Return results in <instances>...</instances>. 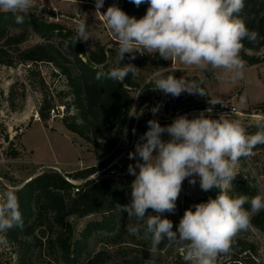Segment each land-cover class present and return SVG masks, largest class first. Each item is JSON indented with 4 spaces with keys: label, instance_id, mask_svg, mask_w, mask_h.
<instances>
[{
    "label": "rangeland",
    "instance_id": "1",
    "mask_svg": "<svg viewBox=\"0 0 264 264\" xmlns=\"http://www.w3.org/2000/svg\"><path fill=\"white\" fill-rule=\"evenodd\" d=\"M113 4L119 6L130 17L139 19L142 16V4L136 6L130 0H104V6L100 12H105ZM145 4L148 8V3L145 2ZM34 9L39 11L40 18L57 22L75 33L79 22L86 21L93 39L83 42V44L87 49L101 47L114 49L115 52L109 57L110 66H113L118 42L107 29L103 17L95 12V0H78L75 3L73 0H34V7L31 10ZM263 11L264 0H248L243 8V16L246 20L252 21L257 14H261ZM18 32L24 34L23 42L18 43L16 40H7L6 38L0 39V49L3 51V57L0 60V136L8 138L11 135L15 136L5 151L4 160L0 163V193L7 190L16 192L24 181L49 168H40L39 164L31 163L29 161L30 153L23 150L22 137L27 125L29 127L25 137L39 149L41 156L48 158L51 151H54L62 162L77 163L79 159L87 161L86 156L89 154L86 155L84 152L93 151V154L90 155L93 157L92 164L97 165L104 158L114 154L113 161L102 168L97 175L102 174L106 169L104 176H113L131 185L135 177L128 173V166L129 164L134 165L136 160H130L128 154L135 151V144L139 137L148 130L147 119L141 126L138 124L146 117L147 113L162 122L161 126L170 125L181 115H187L189 119L194 118L200 112L195 110L205 109V107L214 108L220 102L234 104L245 113L264 115V61L254 65L246 63L244 78L232 82L222 70L203 71L196 66H186L178 60H164L158 54L140 55L137 53L134 60H130L129 54H125L123 63H132L140 68V75L132 78L134 82L138 83L131 91L134 104L120 142L111 151H106L102 147L101 150L105 157L99 159L94 146L79 134L76 133L83 144L82 146L75 135H70L61 129H47L56 128L61 124L65 125V119L72 122L82 118L77 111L71 82L63 71V66L69 67L73 71H77L80 67L76 62L73 45L70 44L69 47H66L70 39L58 33L45 39L26 24L20 27H11L8 33ZM41 43L53 46L58 64L47 60L30 61L25 58L23 54L25 49ZM243 52L264 58V46L258 49L243 48L240 56ZM80 56L85 59L82 54ZM157 72L162 73L165 77L175 75L176 78L183 77L189 81H197L204 88L206 96L191 95L185 92L179 97H173L155 90L153 77ZM244 94H247V103L240 105L239 97ZM213 101L215 105L210 104ZM157 104L162 107L160 112L154 116L150 109ZM141 109L144 110L143 115L138 119L131 116V114H138ZM42 110L47 114L46 117L42 115ZM36 112H39L41 116L39 121L33 119V114ZM227 118L240 119L246 131L257 126L258 118L253 116H228ZM133 120L134 125L131 127ZM31 121L33 123H30ZM132 129L136 130L135 134ZM162 139L167 141L170 137L164 133ZM81 151L82 153H80ZM111 167L116 169V173L107 175ZM62 171L64 174L67 173L65 170ZM236 171L237 173L244 172L252 180H256L259 190L264 187V145L255 147L252 155L241 157ZM95 176L92 175L89 178L93 179ZM189 179L191 178L185 179L182 184L174 213L165 212L161 214L162 218H168L173 223L179 222L186 209L199 203H206L204 200L208 198L210 191L201 190L199 177H196L195 185H191ZM228 194L236 196L232 189ZM147 214L156 213L152 209H148ZM49 216L46 214L45 218L48 219ZM252 217L248 229L239 232L234 239L235 241L243 240L251 248V254L257 263L264 264V231L252 223ZM101 218L102 214L100 213L84 217L71 216L70 221L74 226L75 237L80 235L89 221ZM135 223V219L129 218L126 212H120L117 229L113 232L96 231L90 238L87 249L72 261L66 260L61 255L60 247L50 242L57 232V228L51 222H46V226L41 222L36 223L34 231L29 233L26 238L31 242L28 251L25 250V246H21L19 243H11L5 237L6 232L0 233V264H18L22 253H25V261L31 264H86L98 249L105 251L100 264H186L183 260L181 245L169 244L164 241L155 252H151L152 237L151 234L144 231L143 227L136 234L128 232L127 226ZM173 227L175 228L173 231H176L177 225ZM232 252L220 255L216 264L225 262L232 254H235Z\"/></svg>",
    "mask_w": 264,
    "mask_h": 264
},
{
    "label": "clouds",
    "instance_id": "2",
    "mask_svg": "<svg viewBox=\"0 0 264 264\" xmlns=\"http://www.w3.org/2000/svg\"><path fill=\"white\" fill-rule=\"evenodd\" d=\"M130 2L136 6L147 2L146 14L139 19L130 17L115 4L101 13L104 0H95V12L103 17L118 42L113 66L106 70L104 65H99L96 80L122 83L129 75L138 77L140 68L123 63L125 54L134 60L137 53L158 54L164 60H178L203 71L222 70L232 82L244 78L246 62L240 56L242 41L259 42V34L249 30L239 17L244 0ZM33 7L34 0H0V12L12 13L17 24L24 23V16ZM90 39H93L90 27L82 20L66 47ZM153 80L155 90L166 95L179 97L186 92L206 96L197 81L175 75L165 77L160 72ZM239 103L246 105L247 94L239 97ZM161 107L157 104L150 111L155 116ZM212 110L209 107L205 111ZM143 111L131 116L138 119ZM205 111L191 119L187 115L178 116L166 126H161L156 119L147 121L148 130L139 137L135 151L128 154L130 160H136L128 166V173L135 177L130 185L131 202L117 205L120 212H126L136 221L127 226L130 234H136L141 227L151 234V252L164 241L181 245L186 264H216L220 255L230 253L234 237L248 229L252 215L264 210V187L252 198L228 194L238 174L239 159L252 155L256 145H264V131L248 135L240 119H229V114L213 119ZM257 127L264 128V117L257 119ZM132 131L135 134L136 130ZM164 133L169 135V140L162 139ZM196 177L201 190L217 187L220 194L186 209L173 231V222L161 214L174 213L184 180L191 178L189 183L195 185ZM245 204L250 208L246 209ZM148 209L156 214L146 215ZM14 226H23L22 213L17 195L7 190L0 193V233Z\"/></svg>",
    "mask_w": 264,
    "mask_h": 264
},
{
    "label": "trees",
    "instance_id": "3",
    "mask_svg": "<svg viewBox=\"0 0 264 264\" xmlns=\"http://www.w3.org/2000/svg\"><path fill=\"white\" fill-rule=\"evenodd\" d=\"M247 1L244 0V6ZM146 11V4L142 3L141 17L146 14ZM38 13L39 11L35 9L29 11L24 16L23 24L31 26L43 38L49 39L51 35L58 33L71 40L76 35L75 32L57 22L40 18ZM239 17L244 20L249 30L259 34L258 43L253 44L245 39L242 41L243 48L258 49L264 46V11L257 14L252 21L245 19L243 10L239 13ZM23 24H17L12 13L0 12V39L6 38L7 40H16L18 43L23 42L25 36L21 32L8 33L11 27H20ZM73 47L76 62L80 67L77 71H73L69 67L63 66V71L71 82L77 111L82 118L72 122L65 119V126L88 140L97 151V157L102 159L105 154L101 148L104 147L106 151H111L118 145L124 134L134 104L131 91L138 83L132 80L131 75L122 83L95 79L99 65H104L106 70L111 67L109 57L115 52L114 49L105 47L87 49L83 42H77ZM2 52L0 49V60L3 57ZM23 54L30 61L47 60L58 64L53 46L48 43L36 44L25 49ZM81 54L85 59L81 58ZM241 57L248 65L264 61L263 57L250 55L246 52H243ZM42 115L47 116L43 110ZM145 119L155 118L147 113L146 117L138 122L139 126L144 123ZM158 122L162 124L159 120ZM133 125L134 120L131 122V127ZM258 131H264V128L256 126L254 129L246 131V134L253 135ZM114 157L115 155L111 154L97 165L65 173L74 180L87 179L86 182L80 184V191H74L76 184L67 179L60 171L51 167L24 181L15 192L20 204L23 226H14L7 230L5 237L11 243L25 246V250L28 251L31 242L26 238L29 233L34 231L36 223L41 222L46 226V222H51L57 228V232L50 242L60 247L61 255L66 260H76L87 249L89 240L96 231L113 232L117 229L120 214L117 205H127L131 202L129 184L113 176H104L106 169L102 174L97 175L102 168L113 161ZM92 175L96 176L93 179L89 178ZM232 190L236 196L246 195L249 198L259 194L256 180H252L244 172L237 174ZM244 207L249 209L250 205L245 204ZM94 213L102 214V218L89 221L80 235L75 237L70 217L73 215L84 217ZM46 214L50 215L48 219L45 218ZM252 223L264 231V210L252 217ZM178 224L179 222H175L173 226H178ZM173 229L175 228L173 227ZM36 239L39 238L36 237ZM231 251L235 254H232L222 264H258L251 254V248L243 240L235 241L234 239ZM104 255L105 251L98 249L86 264H100ZM25 260V253H22L18 264H31Z\"/></svg>",
    "mask_w": 264,
    "mask_h": 264
},
{
    "label": "crops",
    "instance_id": "4",
    "mask_svg": "<svg viewBox=\"0 0 264 264\" xmlns=\"http://www.w3.org/2000/svg\"><path fill=\"white\" fill-rule=\"evenodd\" d=\"M33 121H31L30 123H33ZM35 121H39V120H35ZM28 127H29V125H27L24 129L23 137H22V143H23V150H25L26 152L28 151L30 153L29 161H31V163L39 164L40 168L51 167V168L59 169L60 171L65 170L66 172H73L75 170L82 169V168L93 165L92 164V158L93 157L90 156L93 154V151L84 152V153H86V155L89 154L86 156L87 161H82L81 159H79V161L77 163L71 162V161L62 162L61 159L57 156V154L54 151H51V155L48 158H45V156H41L39 154V149L36 146H34L32 143H30V141L27 140L25 137ZM47 129H52V130L61 129L62 131H65L66 133H68L70 135H75L76 139L80 142L81 146L83 145L81 143V140L79 139V136H77V134L74 133L73 131L67 129L64 124H61L56 128H47ZM80 153H82V151ZM88 158H90V159H88Z\"/></svg>",
    "mask_w": 264,
    "mask_h": 264
},
{
    "label": "built area",
    "instance_id": "5",
    "mask_svg": "<svg viewBox=\"0 0 264 264\" xmlns=\"http://www.w3.org/2000/svg\"><path fill=\"white\" fill-rule=\"evenodd\" d=\"M227 105V106H225ZM207 108L205 109H201V110H195V111H205ZM212 112L211 113H207L205 111V115L206 116H211V118L213 119H217L219 118V116L221 114H229L228 116H237V117H245V116H253L255 118H261L264 117L263 114H249V113H245L242 110L238 109L237 106H235L234 104H230L229 102H220V104L214 108H212ZM198 112L196 115H199ZM33 119L34 120H40L41 116L39 114V112H36L35 114H33ZM14 135H11L10 138H8L7 136H0V163L1 161H3L4 159V154L6 149L9 147V145L11 144V141L14 139ZM116 173V169L114 167H111V169L109 170V173L107 175H114ZM65 175V174H64ZM65 177L67 179H69L70 181L74 182L76 184V187L74 188V191H80L81 188V183L82 182H86L87 179H83V180H74L72 178H70L69 176L65 175Z\"/></svg>",
    "mask_w": 264,
    "mask_h": 264
},
{
    "label": "water",
    "instance_id": "6",
    "mask_svg": "<svg viewBox=\"0 0 264 264\" xmlns=\"http://www.w3.org/2000/svg\"><path fill=\"white\" fill-rule=\"evenodd\" d=\"M51 13L53 15H56L54 12H51ZM61 173L64 174L63 171H61ZM209 191H210V193H209L208 198L204 200L206 202L209 200V198L215 199L220 194L221 190L219 188H217V187H214L213 189H211Z\"/></svg>",
    "mask_w": 264,
    "mask_h": 264
}]
</instances>
